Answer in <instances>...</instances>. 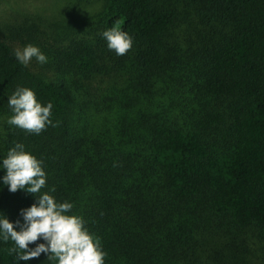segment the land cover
Wrapping results in <instances>:
<instances>
[{"label": "trees", "instance_id": "1", "mask_svg": "<svg viewBox=\"0 0 264 264\" xmlns=\"http://www.w3.org/2000/svg\"><path fill=\"white\" fill-rule=\"evenodd\" d=\"M60 3L51 42L29 16L0 23V156L21 142L43 161L42 191L72 202L104 264H264V0ZM113 26L133 38L121 56ZM28 43L47 63L16 61ZM18 85L51 101L55 127L4 122ZM33 202L0 186L10 221Z\"/></svg>", "mask_w": 264, "mask_h": 264}, {"label": "clouds", "instance_id": "2", "mask_svg": "<svg viewBox=\"0 0 264 264\" xmlns=\"http://www.w3.org/2000/svg\"><path fill=\"white\" fill-rule=\"evenodd\" d=\"M101 36L117 56L124 55L133 44L132 36L119 26L106 28ZM13 55L23 66L33 59L38 64L48 61L44 52L31 43L14 49ZM6 102L11 115L4 122L9 126L36 135L47 126H56L51 118V101L42 103L29 87L18 85L7 95ZM0 169V186L6 185L9 192L23 190L34 197L32 204L19 210L21 219L10 221L0 214V242H12L8 252L15 254L14 264L41 253L53 264H104L106 253L99 238L88 230L82 216L72 213V202L57 200L51 194L54 188L42 191L47 178L42 160L26 150L23 143L15 142L0 156Z\"/></svg>", "mask_w": 264, "mask_h": 264}, {"label": "rangeland", "instance_id": "3", "mask_svg": "<svg viewBox=\"0 0 264 264\" xmlns=\"http://www.w3.org/2000/svg\"><path fill=\"white\" fill-rule=\"evenodd\" d=\"M60 7V0H0V23L19 22L29 16L27 19H36L41 23V30L51 42V32L58 20Z\"/></svg>", "mask_w": 264, "mask_h": 264}]
</instances>
